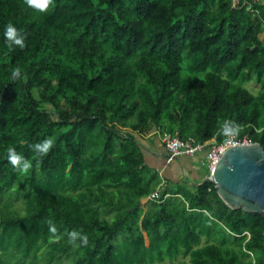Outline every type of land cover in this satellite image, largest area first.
<instances>
[{"label":"trees","instance_id":"1","mask_svg":"<svg viewBox=\"0 0 264 264\" xmlns=\"http://www.w3.org/2000/svg\"><path fill=\"white\" fill-rule=\"evenodd\" d=\"M254 8L0 0V264H264V216L230 208L213 182L167 184L137 137L247 134L264 147V6ZM8 23L24 47L6 39ZM226 122L238 131L226 135ZM9 149L31 166L18 171ZM73 230L88 243L70 241Z\"/></svg>","mask_w":264,"mask_h":264},{"label":"water","instance_id":"2","mask_svg":"<svg viewBox=\"0 0 264 264\" xmlns=\"http://www.w3.org/2000/svg\"><path fill=\"white\" fill-rule=\"evenodd\" d=\"M213 182L232 209L264 216V147L257 142L230 147L196 186Z\"/></svg>","mask_w":264,"mask_h":264},{"label":"crops","instance_id":"3","mask_svg":"<svg viewBox=\"0 0 264 264\" xmlns=\"http://www.w3.org/2000/svg\"><path fill=\"white\" fill-rule=\"evenodd\" d=\"M264 6V0H260ZM144 150V163L150 167L153 171L160 174L167 184L177 186L185 181L191 186H196L193 183L201 182V179L205 177V171L208 170L205 162V154L203 152L194 156L182 155L172 161L168 160L167 151L163 142V132L154 128L148 133L144 134V138L137 136ZM184 140V139H182ZM190 141V140H188ZM217 141V137L210 140L209 144H214ZM202 144V143H198ZM163 185L159 191L164 189ZM150 196L147 197V202L142 204L145 208V212L148 209V202ZM146 241L149 243L147 236Z\"/></svg>","mask_w":264,"mask_h":264},{"label":"built area","instance_id":"4","mask_svg":"<svg viewBox=\"0 0 264 264\" xmlns=\"http://www.w3.org/2000/svg\"><path fill=\"white\" fill-rule=\"evenodd\" d=\"M232 8L242 9L258 13V10L254 8L255 3H260V0H230ZM163 142L167 151L168 160L172 161L176 157L187 155L194 156L201 152H206L205 164L209 169L222 157L227 149L239 145H247L252 143L249 136L246 134L239 138L234 134L227 135L220 143H204L193 144L191 141L182 140L178 133H164ZM159 194L154 193L150 196L151 199L157 197Z\"/></svg>","mask_w":264,"mask_h":264},{"label":"clouds","instance_id":"5","mask_svg":"<svg viewBox=\"0 0 264 264\" xmlns=\"http://www.w3.org/2000/svg\"><path fill=\"white\" fill-rule=\"evenodd\" d=\"M26 3L29 7H37L41 11H44L45 9H47L49 4L54 3V0H26ZM4 36L6 37V39L12 40L15 45L24 47V36L19 33L18 29L14 24L8 23L5 26ZM13 74L16 75L17 73L14 71ZM223 131L227 135L238 131V129L231 126V122H226L223 126ZM53 146L54 141L49 138L44 140L42 143L34 145L33 147L38 154H46ZM8 161L10 164L13 165V167L17 168V170L20 172L27 170L31 166L30 162L26 160L22 154L17 153L15 149H9ZM49 230L52 233H55L57 231L56 227L54 225H51V222ZM68 237L69 240L72 242L79 239L84 245L88 243V236L76 230L69 232Z\"/></svg>","mask_w":264,"mask_h":264},{"label":"rangeland","instance_id":"6","mask_svg":"<svg viewBox=\"0 0 264 264\" xmlns=\"http://www.w3.org/2000/svg\"><path fill=\"white\" fill-rule=\"evenodd\" d=\"M203 153L206 154V152H203ZM206 167H207V165H206ZM207 168H208V170L205 171V176H207L209 174V167H207ZM142 201L144 203H146L147 202V197L142 198ZM256 252H257L256 255L254 257H252V259H251L252 261L254 260V262H255L256 259L258 260L263 255L260 251H256ZM164 264H170V263L166 262ZM175 264H178V263H175Z\"/></svg>","mask_w":264,"mask_h":264},{"label":"bare ground","instance_id":"7","mask_svg":"<svg viewBox=\"0 0 264 264\" xmlns=\"http://www.w3.org/2000/svg\"><path fill=\"white\" fill-rule=\"evenodd\" d=\"M222 140H223V139H222ZM222 140H221V141H222ZM221 141H220V142H221ZM220 142H217V141H216L215 143H217V144H218V143H220Z\"/></svg>","mask_w":264,"mask_h":264}]
</instances>
